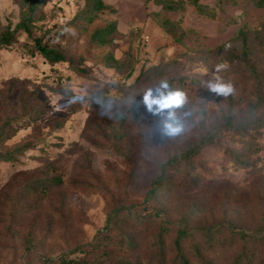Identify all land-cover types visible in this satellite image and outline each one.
<instances>
[{
	"label": "rangeland",
	"instance_id": "1",
	"mask_svg": "<svg viewBox=\"0 0 264 264\" xmlns=\"http://www.w3.org/2000/svg\"><path fill=\"white\" fill-rule=\"evenodd\" d=\"M199 1L208 6L206 12L181 0L182 8L167 14L178 24L168 32L153 16L159 9L153 0H103L115 11L101 13L86 29L64 27L84 0H49L40 21L48 30L35 34L60 45L68 61L52 65L27 53L21 46L29 41L25 33L19 34L21 43L0 50V97L9 79L20 78L27 82L7 100L16 106L22 89L38 86L43 109L34 124L21 125L7 142L13 147L30 141L31 147L15 163L0 162V264H41L40 255L80 260L89 252L100 254L88 243L109 211L122 202H141L160 161L185 151L228 118H249L258 80L263 103L255 117L264 115V7L255 0ZM18 19L16 1L0 0V23L15 25ZM113 21L116 30L106 44L90 42L96 28ZM224 62L229 67L220 75L236 87L226 99L201 86ZM161 78L189 96L185 110L192 113V126L175 138L156 131L158 117L140 104L142 91ZM8 107L0 104V112ZM228 148L249 165L235 162ZM188 166L202 181L193 190L169 192L160 202L171 225L177 227L185 215L201 226L224 220L250 229L261 223L264 127L250 137L235 134L203 147ZM38 174L60 175L63 185L49 199L20 197V186ZM35 202L37 210L17 211ZM111 250L112 256L133 258L126 250Z\"/></svg>",
	"mask_w": 264,
	"mask_h": 264
},
{
	"label": "trees",
	"instance_id": "2",
	"mask_svg": "<svg viewBox=\"0 0 264 264\" xmlns=\"http://www.w3.org/2000/svg\"><path fill=\"white\" fill-rule=\"evenodd\" d=\"M19 8V19L15 25L0 23V50L21 43L19 34L25 33L29 41L21 46L31 55L39 54L49 64L68 61L60 45L47 43L36 31H47L40 25L44 9L49 0H15ZM82 10L64 25L66 29H86L101 13L115 8L103 0H84ZM197 9L204 13L207 5L199 0H191ZM159 9L153 16L166 31H173L178 24L169 18V12L182 8L181 0H153ZM258 7H264V0H255ZM116 30V22H110L96 28L90 36L93 44H106ZM243 43L246 38L242 30ZM83 72V70H79ZM26 80L11 78L1 92L0 104L9 106L0 112V162L15 163L18 157L27 151L32 143L26 141L13 147L7 142L18 132L21 125L34 124L43 109L37 104L38 86L25 93L22 89L13 106L7 98L19 84ZM62 92L61 85L58 86ZM263 82L256 85V102L249 109V118L242 121L226 120L222 127H215L197 139L183 152L160 161L156 173L149 179L144 197L139 203L122 202L114 206L106 216L105 223L88 243L91 250H100V254L87 253L80 260L65 256L40 255L41 264H264V214L261 223L255 228L238 227L221 220L208 226L190 224V216H184L175 227L169 223L168 210L161 201L169 192L175 190L190 191L199 186L202 175L188 169L193 157L205 146L217 144L222 138L250 137L264 127V115L256 118L255 112L262 105ZM54 121V118L50 119ZM61 124V122H60ZM232 159L244 166L249 160L240 152L228 148ZM63 185L60 175H30L20 186V197L34 196L35 201L49 199L52 192ZM37 210L36 202L22 206L21 213ZM190 211V209L188 210ZM189 213V212H187ZM111 247L126 250L130 256H112Z\"/></svg>",
	"mask_w": 264,
	"mask_h": 264
},
{
	"label": "clouds",
	"instance_id": "3",
	"mask_svg": "<svg viewBox=\"0 0 264 264\" xmlns=\"http://www.w3.org/2000/svg\"><path fill=\"white\" fill-rule=\"evenodd\" d=\"M228 67L226 62L215 65V72L209 79H204L201 86L225 99L234 96L235 85L220 75ZM207 72L208 69H205L203 75L205 76ZM140 96L142 97L140 104L147 112L158 117L154 127L162 136L175 138L190 130L192 125L188 122V117L192 113L185 110L189 104V96L183 88L174 86L167 78H161L156 84L146 87ZM134 102L135 97L131 99L130 104L133 105Z\"/></svg>",
	"mask_w": 264,
	"mask_h": 264
}]
</instances>
